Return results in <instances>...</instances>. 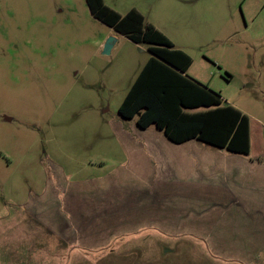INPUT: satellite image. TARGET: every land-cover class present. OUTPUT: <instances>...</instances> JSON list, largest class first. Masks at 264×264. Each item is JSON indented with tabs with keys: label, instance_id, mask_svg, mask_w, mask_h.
Here are the masks:
<instances>
[{
	"label": "rangeland",
	"instance_id": "1",
	"mask_svg": "<svg viewBox=\"0 0 264 264\" xmlns=\"http://www.w3.org/2000/svg\"><path fill=\"white\" fill-rule=\"evenodd\" d=\"M103 2L120 15L135 9L190 57V78L246 114L254 134L264 128V0ZM113 35L85 0H0V264H243L206 242L170 239L125 238L85 261L62 257L47 216L30 210L51 190L131 164V140L164 137L118 115L150 54L120 35L102 54ZM232 222L217 233L234 248L254 241L250 264H264V224Z\"/></svg>",
	"mask_w": 264,
	"mask_h": 264
},
{
	"label": "crops",
	"instance_id": "2",
	"mask_svg": "<svg viewBox=\"0 0 264 264\" xmlns=\"http://www.w3.org/2000/svg\"><path fill=\"white\" fill-rule=\"evenodd\" d=\"M253 131L250 120L249 156L194 140L181 145L157 135L131 140V164L85 185L51 190L31 202L30 210L47 216L60 238L54 241L62 257L85 261L125 238L170 239L206 242L214 254L250 264L258 257V245L242 239L234 248L217 230L242 219L264 224V128ZM89 193L90 202L85 200Z\"/></svg>",
	"mask_w": 264,
	"mask_h": 264
},
{
	"label": "trees",
	"instance_id": "3",
	"mask_svg": "<svg viewBox=\"0 0 264 264\" xmlns=\"http://www.w3.org/2000/svg\"><path fill=\"white\" fill-rule=\"evenodd\" d=\"M92 18L134 44L147 45L149 58L135 77L118 115L139 130L153 126L170 142L190 140L230 154L250 155V118L220 95L190 78V57L135 9L124 15L103 0H85Z\"/></svg>",
	"mask_w": 264,
	"mask_h": 264
},
{
	"label": "water",
	"instance_id": "4",
	"mask_svg": "<svg viewBox=\"0 0 264 264\" xmlns=\"http://www.w3.org/2000/svg\"><path fill=\"white\" fill-rule=\"evenodd\" d=\"M116 34V33H115ZM117 39H116V36L113 35V36H110L106 42L104 43L103 45V51H102V54H109L111 49L113 48L114 44L116 43Z\"/></svg>",
	"mask_w": 264,
	"mask_h": 264
}]
</instances>
